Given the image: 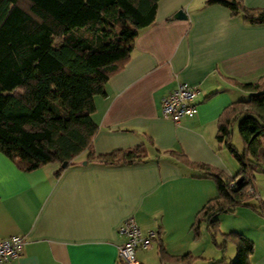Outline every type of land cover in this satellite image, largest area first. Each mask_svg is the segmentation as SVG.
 <instances>
[{"label": "crops", "instance_id": "0c3cea01", "mask_svg": "<svg viewBox=\"0 0 264 264\" xmlns=\"http://www.w3.org/2000/svg\"><path fill=\"white\" fill-rule=\"evenodd\" d=\"M209 1L159 0L153 23L134 39L105 95L94 98L92 153L143 147L144 162L86 163L83 153L62 170L52 163L23 172L0 153V239H25L21 256L9 264H119L124 238L118 230L128 218L142 234L156 232L148 250L136 251L135 264H184L177 260L184 256L191 264H230L217 233L212 238L206 223L192 228L217 196L214 179L172 153L233 176L231 155L215 134L224 116L247 108L250 93L242 85L264 78V25L245 23ZM238 1L264 9V0ZM178 11L185 20H172ZM180 84L198 90L197 114L174 124L160 113L161 99ZM254 256L249 264H264V251Z\"/></svg>", "mask_w": 264, "mask_h": 264}, {"label": "trees", "instance_id": "16d2710c", "mask_svg": "<svg viewBox=\"0 0 264 264\" xmlns=\"http://www.w3.org/2000/svg\"><path fill=\"white\" fill-rule=\"evenodd\" d=\"M159 0H0V153L23 172L74 160L132 165L144 162L143 147L95 156L91 150L97 126L94 98L124 64L134 39L150 26ZM245 23L264 25V9H247L238 0H211ZM250 94L247 108L234 109L218 123L216 140L239 164L227 177L192 165L215 181L217 196L197 213L193 230L206 223L212 238L218 233V213L245 205L254 196L253 173H264V78L242 85ZM244 147H231L233 126ZM62 170V168H61ZM61 172V171H60ZM232 235L235 241V234ZM236 257L230 264H249L252 242L238 235ZM164 253L161 251V257ZM177 260L191 264L189 256Z\"/></svg>", "mask_w": 264, "mask_h": 264}, {"label": "rangeland", "instance_id": "374dc122", "mask_svg": "<svg viewBox=\"0 0 264 264\" xmlns=\"http://www.w3.org/2000/svg\"><path fill=\"white\" fill-rule=\"evenodd\" d=\"M237 133V124L235 123L230 134V144L231 147L235 148L239 156H244V147H242L241 139ZM228 159H230L233 165L234 176L239 170V164L232 156ZM251 183L254 195L257 197L249 198L245 205L237 206V208H234L232 211L230 210V212L218 213L215 216L216 222H218L217 244L226 248L228 263L233 262L236 257V250L234 252V248L231 246L233 245V237L229 235L230 233L235 234V243L237 242L238 235L250 240V243L252 242L253 245L254 257L264 251V173L260 171L254 172ZM205 233H202L206 237L205 247L215 253L214 248L208 247V243L211 244V242ZM197 263L200 262L198 261Z\"/></svg>", "mask_w": 264, "mask_h": 264}, {"label": "built area", "instance_id": "2783aa9c", "mask_svg": "<svg viewBox=\"0 0 264 264\" xmlns=\"http://www.w3.org/2000/svg\"><path fill=\"white\" fill-rule=\"evenodd\" d=\"M197 93V89L180 84L169 95L161 99L160 113L163 118L177 124L182 118L195 117L197 114L195 101ZM251 194L257 197L253 191H251ZM135 224L133 218H128L119 227L118 232L124 238V243L117 249V263L119 264H135L136 251L148 250L152 241L156 238V232L148 231L142 234ZM24 245L25 239L20 236L0 239V264H9L19 258Z\"/></svg>", "mask_w": 264, "mask_h": 264}, {"label": "water", "instance_id": "95a60500", "mask_svg": "<svg viewBox=\"0 0 264 264\" xmlns=\"http://www.w3.org/2000/svg\"><path fill=\"white\" fill-rule=\"evenodd\" d=\"M182 12L183 11H178L177 13H175V15L172 17V20H185L186 16ZM66 165H67V163L64 162L59 167H61L62 169H64L66 167ZM81 165H85V162H83Z\"/></svg>", "mask_w": 264, "mask_h": 264}]
</instances>
